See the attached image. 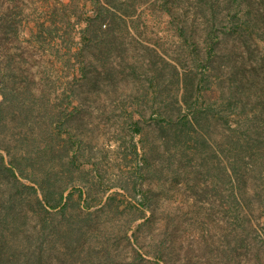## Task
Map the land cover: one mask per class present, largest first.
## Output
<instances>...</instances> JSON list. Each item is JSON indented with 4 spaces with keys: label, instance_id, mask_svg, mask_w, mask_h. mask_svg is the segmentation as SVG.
Wrapping results in <instances>:
<instances>
[{
    "label": "rangeland",
    "instance_id": "1",
    "mask_svg": "<svg viewBox=\"0 0 264 264\" xmlns=\"http://www.w3.org/2000/svg\"><path fill=\"white\" fill-rule=\"evenodd\" d=\"M98 1L0 0V154L24 170L22 184L47 178L51 198L68 202L66 218L52 220L63 230L47 226L23 255L41 253L45 264H260L264 164L250 171L249 156L259 143L264 157V21L247 24L246 14L263 0L227 11L213 29L198 0H115L110 8L128 15L114 31L86 32ZM194 80L190 110L182 101ZM198 111L201 126H189L184 116ZM229 159L243 163L251 222L231 199ZM24 208L30 234L40 220Z\"/></svg>",
    "mask_w": 264,
    "mask_h": 264
},
{
    "label": "trees",
    "instance_id": "2",
    "mask_svg": "<svg viewBox=\"0 0 264 264\" xmlns=\"http://www.w3.org/2000/svg\"><path fill=\"white\" fill-rule=\"evenodd\" d=\"M113 1L115 0L98 1L95 15L89 18L88 20L86 32H90L95 24H98L97 32L102 31L104 34H108L114 31L112 29V24L117 20V18L123 19L124 14L126 15L127 13L122 14L119 13L116 9L114 10L113 8H110V5H115ZM220 2L221 0H198V10L201 11L200 14L202 16L204 15L205 17H210V22L212 23H208L212 24L210 26L212 29L216 25H218L217 22L222 14L223 18L226 16L227 11H237L241 8V6L247 3H249V9H251V0H223V9L220 8ZM255 9L256 8L253 7L246 14L247 24H249L248 22H252L254 19H256V21H264V0L263 6L261 8L256 9L258 12V19L256 17H253ZM167 10L169 12H172L171 8L169 7L167 8ZM209 11L210 16L208 14ZM222 20L220 21V23H223ZM50 34L52 35L51 32ZM175 68L179 71L178 66H175ZM187 78L188 75L185 74L183 80L181 79V82L183 84H186ZM194 87H196L195 80L192 82L191 92L189 94L187 92V95H185V98L182 101L185 107L190 110H194L196 101L198 100V90L197 87L196 90L194 89ZM257 103L262 105L261 111L264 112V101L259 99ZM202 112L203 111H198L199 117H197V115H194L193 118H189V114H187L186 116H184V120H186L189 126L196 124L198 126H201L200 120L202 119V116H200V114H203ZM204 114L205 117L206 115H208L207 112H204ZM259 146V143H255L250 146V149L252 150H250L251 155L249 157H257L255 159V163L250 166V169L249 167H247L250 171L252 170L253 172L258 170L257 161H260L261 165L264 164V157L262 155L261 157H259ZM237 147L238 145H235L236 149ZM255 148L257 150H254ZM13 162H11L10 166H8L5 162V157L0 154V264H45L43 261V254L41 253L35 259L33 258V256L27 257L26 255H23L25 247L28 246V241H30L32 238L37 237V235L39 234H41L42 237L46 238L47 226L52 227L54 231L59 232L63 230L62 228H59L57 230L52 220L55 216H62L63 218H66L68 202H64V193L61 194V197H59L58 201L51 198L52 193L50 192V181L47 178H45V181H43L42 183H39L38 188H36L35 186H26L25 184H22L19 180L18 174L24 176V170L21 167H18L15 162ZM228 162L229 166H224L223 170L225 171V173L229 172L230 174L229 183L232 185L231 199H234L235 205L238 204L240 212L244 213V210L246 211L244 213L245 222H247V220L251 222L250 213L255 209L252 206L254 200L249 197V193H244L243 190V187L247 183L243 163H241L239 159H229ZM237 184L241 194L236 193V190H238L236 188ZM21 187L29 189L30 191H32V194L36 195H34V197L36 198V203L33 202V198H31L30 195L28 196L27 194L21 191ZM5 188L9 189L7 190L10 194L8 198L5 197V193L7 192ZM10 188H16L18 190V193H15ZM39 190L43 194V200L40 199L38 195ZM71 198L72 197L70 196V199ZM26 205L30 207L31 211L35 212V215L38 216L40 220L39 224L34 227V231L30 234H27L28 230H30V228L27 227V221L30 219V212L25 210L24 206ZM57 209H60L61 212L57 211L54 213L51 211ZM89 209L90 207L88 206L86 211H88ZM261 216L263 217V215ZM70 229V231H73L72 228ZM245 247L247 248V246ZM22 259L25 260L21 262ZM259 263L264 264V260L260 258Z\"/></svg>",
    "mask_w": 264,
    "mask_h": 264
}]
</instances>
